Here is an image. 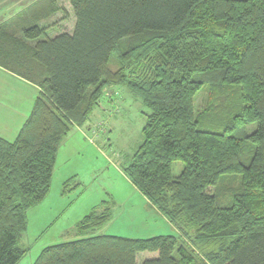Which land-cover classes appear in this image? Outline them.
Returning a JSON list of instances; mask_svg holds the SVG:
<instances>
[{
  "label": "trees",
  "instance_id": "16d2710c",
  "mask_svg": "<svg viewBox=\"0 0 264 264\" xmlns=\"http://www.w3.org/2000/svg\"><path fill=\"white\" fill-rule=\"evenodd\" d=\"M70 3L72 33L0 30V67L38 89L16 138L0 136V264L28 251V212L51 190L64 139L118 85L148 109L124 172L201 256L175 235L92 234L113 218L104 201L77 224L81 238L45 247L32 264H264V0ZM226 175L240 180L228 205L210 192Z\"/></svg>",
  "mask_w": 264,
  "mask_h": 264
},
{
  "label": "rangeland",
  "instance_id": "374dc122",
  "mask_svg": "<svg viewBox=\"0 0 264 264\" xmlns=\"http://www.w3.org/2000/svg\"><path fill=\"white\" fill-rule=\"evenodd\" d=\"M110 68L113 71L118 69L117 59L112 61ZM32 91L35 92V87H32ZM208 95L207 86L197 94L195 107L198 112L201 113L207 107ZM145 112H148V109L142 99L133 94L126 86L118 85L105 89L100 106L95 109L89 120L91 125L95 124L94 128L96 129L95 132H99L98 136L104 137L98 141L96 137L90 136L86 143L90 146L95 145V151H90L87 154L83 152L74 154L76 140L72 135L68 141L62 143L59 162L52 183V196H55V190L58 188L59 182L57 180L60 176L58 172L64 169L63 163L66 159H70L67 170L72 169L74 173H78L79 179L84 181L87 186L83 185L78 201L72 208L66 210L57 224L51 226L49 231H44L45 226L40 224L42 213L40 205L29 210L28 230L22 236L23 239L21 238L22 244L31 246V252L27 258L32 257L34 261L46 246L72 239L73 236L67 235L63 231L69 228L75 229V226L72 225L77 222V216L83 211L85 203L87 206L88 201L91 204L96 203L95 208H102L103 202L108 201L112 205L113 216L117 219L115 223L111 221L92 234L106 232L125 237H141L143 235L141 232L131 229L132 226H128L127 219L131 218L130 215H122L134 209L131 206L132 201L127 203L124 201L126 197L131 195L132 191L130 180L124 172V166L130 162L132 155L143 142L142 129L146 121ZM251 130L252 128H250ZM10 137V140L16 138V136ZM96 145H101V149H98ZM183 167L181 161L173 162V175L178 176ZM239 181V178L234 175H226L218 185L210 188V192L215 193L222 204L228 205L234 191L240 185ZM76 204L78 206H75ZM141 210L146 211L144 208ZM120 218L121 221H119ZM167 231L166 233H168ZM174 235L179 240L178 244L186 245L188 250L193 249L195 255L201 256L199 251L193 248L190 241L178 229L177 234ZM176 256L178 257L177 254Z\"/></svg>",
  "mask_w": 264,
  "mask_h": 264
},
{
  "label": "crops",
  "instance_id": "0c3cea01",
  "mask_svg": "<svg viewBox=\"0 0 264 264\" xmlns=\"http://www.w3.org/2000/svg\"><path fill=\"white\" fill-rule=\"evenodd\" d=\"M75 23L76 16L70 0H0V30L3 29L10 33H15V35H21L25 28L33 24H38L46 27L47 33L45 36L52 38L64 32L72 33ZM32 87L35 86L31 82L0 67V136L6 139L11 138L10 136H17L21 126L29 116L33 101L38 94L37 87H35V92L32 91ZM94 125L88 122L85 126H77L73 128L64 139L63 142L65 143L71 135L74 136L76 140L74 149L75 155H77L76 152L78 154H81V152L87 154L90 151H95V145L90 146L86 143L87 140L89 141L90 136L96 137L98 141L104 137L98 136L99 132H95L96 129ZM82 141L85 143L82 144ZM96 146L98 149H101V145ZM60 151L61 147L57 154L52 183L56 173L57 163L59 162ZM69 160L70 159H66L64 161V169L58 172L60 176L57 180L59 183L57 186L58 188L55 190V196H52L53 190L51 184V190L48 196L39 204L42 212L40 224L45 226L44 231H49L51 226L57 224L66 210L72 208L78 201L80 189L87 186L84 181L79 179L78 173H74L72 169L67 170ZM70 178H75V184L78 185V187L73 190L65 191L64 183ZM129 183L132 188L131 195L126 197L124 201L125 203L132 201L131 206L134 207V209L131 212L123 213L122 216L126 214L130 215L131 218L127 219L128 226H132L131 229H135L143 234L141 237L137 236L132 238H150L158 235L177 234V229L173 223L153 206L131 182ZM78 204L75 206H78ZM95 206L96 203L91 204L89 201L87 202V206L86 203L84 204L83 211L77 216V222L72 225L75 226V229L69 228L63 231L67 235L73 236L71 237L72 239H68L67 241L81 238L77 235L76 226L81 219L95 208ZM142 208L146 211H142ZM111 221L112 223L117 221L115 216H113ZM119 221H121V218ZM166 230H168V233H166ZM94 234L113 235L106 232ZM24 246L28 248V251L17 264H32L35 260L33 261L32 257L27 258L31 252V246Z\"/></svg>",
  "mask_w": 264,
  "mask_h": 264
}]
</instances>
